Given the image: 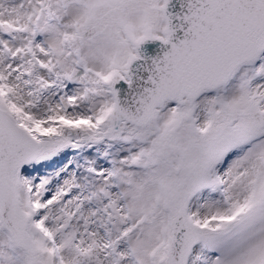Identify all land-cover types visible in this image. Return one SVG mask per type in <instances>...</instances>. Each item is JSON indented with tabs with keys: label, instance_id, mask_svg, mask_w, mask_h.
Wrapping results in <instances>:
<instances>
[{
	"label": "snow or ice",
	"instance_id": "6c2138e0",
	"mask_svg": "<svg viewBox=\"0 0 264 264\" xmlns=\"http://www.w3.org/2000/svg\"><path fill=\"white\" fill-rule=\"evenodd\" d=\"M0 264H264V0H0Z\"/></svg>",
	"mask_w": 264,
	"mask_h": 264
}]
</instances>
